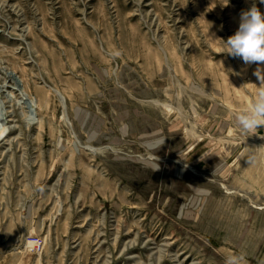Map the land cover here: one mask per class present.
Here are the masks:
<instances>
[{
    "label": "rangeland",
    "instance_id": "obj_1",
    "mask_svg": "<svg viewBox=\"0 0 264 264\" xmlns=\"http://www.w3.org/2000/svg\"><path fill=\"white\" fill-rule=\"evenodd\" d=\"M254 3L0 0V264H264Z\"/></svg>",
    "mask_w": 264,
    "mask_h": 264
},
{
    "label": "clouds",
    "instance_id": "obj_2",
    "mask_svg": "<svg viewBox=\"0 0 264 264\" xmlns=\"http://www.w3.org/2000/svg\"><path fill=\"white\" fill-rule=\"evenodd\" d=\"M222 44L223 52L241 57L246 64H264V11L255 3L243 11L238 29L226 40L222 38ZM256 74L264 82V72L258 69ZM237 121L251 134L264 125V87L259 88L254 102L237 115ZM228 264H239V260L235 256L229 257Z\"/></svg>",
    "mask_w": 264,
    "mask_h": 264
},
{
    "label": "bare ground",
    "instance_id": "obj_3",
    "mask_svg": "<svg viewBox=\"0 0 264 264\" xmlns=\"http://www.w3.org/2000/svg\"><path fill=\"white\" fill-rule=\"evenodd\" d=\"M20 65V64H19ZM25 68V67H24ZM13 69V68H12ZM18 69V68H17ZM15 70V69H14ZM27 71V70H26ZM5 72V71H4ZM24 73H26V72H24ZM14 75H16V74H14ZM12 76V75H11ZM14 79H15V77H14ZM22 79V78H21ZM21 79H20V81H21ZM1 81V80H0ZM25 83V82H24ZM20 86H22L21 84H19ZM4 94V93H3ZM27 98H28V96H27ZM10 103V102H9ZM3 108V107H2ZM1 136H3V132H0V137ZM7 139V138H6ZM11 139V138H10ZM13 150V149H12ZM153 242V241H152ZM158 248V247H157ZM135 255V254H134ZM170 258V257H169Z\"/></svg>",
    "mask_w": 264,
    "mask_h": 264
}]
</instances>
